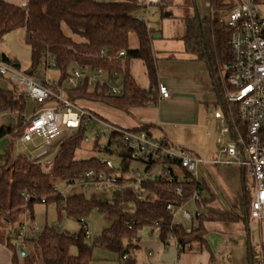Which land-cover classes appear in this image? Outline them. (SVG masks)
<instances>
[{
  "label": "trees",
  "instance_id": "1",
  "mask_svg": "<svg viewBox=\"0 0 264 264\" xmlns=\"http://www.w3.org/2000/svg\"><path fill=\"white\" fill-rule=\"evenodd\" d=\"M255 1L258 4L262 3V0ZM228 7V0H211L213 12L210 17L186 18L188 30L184 39L189 50L197 52L208 62L212 77L217 82L218 96L227 121L231 126H237L245 131V126L239 120L237 105L227 99V91L232 87L226 77L224 65L230 60L231 54L229 47L224 51L221 49L222 23L219 19L221 12ZM142 8L138 0H27L25 7L0 0V43L10 32L25 29V40L32 53V66L29 71L33 73L37 70L46 54H50L55 57L61 73L59 84L67 80L70 68L76 65L103 68L123 75V94H110L106 88L93 87L85 82L77 88L67 90L66 94L73 101L77 99L100 101L127 112L136 106L157 105L159 102L157 60L153 53L147 23L138 19V12ZM162 14L164 18L171 16L164 7ZM64 25L80 39L76 40L69 36L64 31ZM131 32L138 36L137 48L129 46ZM121 50L125 51V56L123 59H117ZM4 59L21 69L19 62L5 55ZM132 59L143 61L150 80L149 88H143L131 74ZM12 84V88L0 87V112L17 111L18 122L15 125H2L0 140L7 136L21 135L25 126L26 119L22 118L29 99L19 92L14 83ZM86 130L87 126L82 125L60 144L51 171L43 170L40 162L29 159L27 155H16L12 148L0 155V244L6 245L12 252V264H38L39 259L44 264H90L94 244L118 252L123 264H138L131 253L140 249V241L146 234L157 233L164 244L170 243V234L176 236L182 244L179 253H183L202 248L207 231L206 222L239 219L235 212L213 208L211 203L214 201V195L209 191L206 182L195 178L186 170L182 177L180 176L183 182L179 179L172 182L152 180L145 181L141 190L137 187L115 188L114 204L101 199H89L84 193L62 196L56 189V184L62 181H77L88 170L113 172L123 185L127 182L122 174L132 161H136L132 158V150L121 142L116 132L112 131L104 151L119 155L122 158L120 167L109 169L95 157L76 159L77 151L87 139ZM134 130H143L152 135L148 125ZM112 144L117 145L116 152L111 150ZM162 164L170 162L165 161ZM196 191L200 196L196 206L201 210V214L196 218L192 232H187L188 226L176 223L168 205H186L191 202ZM24 193L32 195L28 201L31 208L34 203L53 202L61 213L77 218L82 224L81 230L78 233L58 232L55 228L46 226L37 238H28V247L32 250L24 249L25 255H22L14 244L16 230L6 232L4 226L21 225ZM250 201L247 192L248 212ZM127 202L134 203V211L123 209L122 204ZM93 209L112 212L117 218L110 227L104 229L93 244H90L85 241L87 222L81 219L86 220L85 217ZM189 244L192 245L191 248H187ZM71 246L77 247L76 255L70 252Z\"/></svg>",
  "mask_w": 264,
  "mask_h": 264
},
{
  "label": "built area",
  "instance_id": "2",
  "mask_svg": "<svg viewBox=\"0 0 264 264\" xmlns=\"http://www.w3.org/2000/svg\"><path fill=\"white\" fill-rule=\"evenodd\" d=\"M161 2L162 0H138V4L145 9L159 5ZM228 2L229 7L221 12L219 19L223 26L229 25L226 26L229 29L227 45L231 58L225 65V74L232 88L227 91V99L237 105L239 120L245 126V131L237 126H231L223 112H216V118L222 122V135L218 138V152L215 157L204 159L167 138L160 139L143 130L118 126L64 96L65 90L77 88L85 82L93 87L106 88L110 94L121 95L124 88L110 84V80L119 75L117 71L109 72L103 68L76 65L66 80L68 88H64V84H59L56 80L41 78L37 70L32 73L16 68L5 61L4 54L0 51V76L8 77L26 98L33 100L38 106L32 116L25 120L24 130L17 139L26 146L34 144L40 138L45 140L47 147L39 148L34 159L31 160L48 163V156L53 153L56 155L60 144L67 137L82 125L88 126L94 120L116 132L121 142L132 150V158L144 164V169L123 173L122 177L126 179L127 186L120 184L113 172L88 170L79 180L68 182L69 188L78 183L81 186L97 184L114 188L137 187L141 190L145 181L172 182L179 179L183 182L175 167L188 171L198 179V169L202 164L237 165L246 169L253 181L250 217L264 221V13L259 11V4L255 0H228ZM21 6H27V2ZM138 19L146 23V16H138ZM124 56L125 51L121 50L116 58L123 59ZM42 64L47 68H57L56 59L50 54H46ZM159 94L160 99L170 97V91L163 83L159 84ZM226 133L232 135L234 142L228 143L225 140ZM53 135H57L56 140L53 139ZM99 135L100 133L97 134ZM111 150L116 152L117 145L112 144ZM165 161L170 164H162ZM101 163L109 169L115 168L109 159L102 160ZM60 194L64 196L63 193ZM24 197V218L16 230L14 240L19 253L21 249L26 248L28 238H37L40 233L38 225L31 220L32 209L28 201L32 195L24 193ZM199 199V193L196 191L191 202ZM188 204L168 205V209L174 214V218L179 211H183V217L190 222L187 232H192L201 210L197 208L192 214L185 210ZM81 220L85 222L84 219ZM176 223L179 224L177 221ZM85 228L86 236L90 238L91 232L87 224ZM169 240L178 251L182 248L176 236L170 234ZM191 246L189 244L187 248Z\"/></svg>",
  "mask_w": 264,
  "mask_h": 264
},
{
  "label": "crops",
  "instance_id": "3",
  "mask_svg": "<svg viewBox=\"0 0 264 264\" xmlns=\"http://www.w3.org/2000/svg\"><path fill=\"white\" fill-rule=\"evenodd\" d=\"M8 1L18 5L27 2V0ZM174 2L175 0H162L159 5L141 9L143 16H146V23L153 7L160 12L162 19L172 20L171 24H163L161 29L155 31L157 35L154 38L157 41L152 42L153 53L157 60L158 84L163 83L168 87L170 97L160 99L158 92L159 102L157 105L136 106L130 108L128 112L107 105L110 107L108 113L111 119L104 118L96 109L85 103V101L90 102L91 100L77 99L76 102L105 120L124 128L136 129L148 125L149 131L154 137L167 138L174 144L194 153H196L194 150L203 151V154L208 155L206 159H212L218 152L217 148L213 146L214 139L217 141L214 129H219V125H222L215 113L219 111V106L225 116L223 104L218 96L217 82L212 77L208 62L197 52L189 50L184 39L188 30L186 18L199 16L201 19H205L210 17L213 12L211 0H189L187 5L192 8V12L189 14L182 10L175 13L172 10ZM162 7L171 13L170 17L162 16ZM176 20H178V24H174ZM24 31L26 36V30ZM220 33L221 49L224 51L228 47L229 29L222 25ZM3 54L10 58L8 54ZM13 61L18 62L17 60ZM130 72L138 82L133 64L130 65ZM139 84L141 85V83ZM212 105L215 107L214 114L211 110ZM210 154L213 155L209 156ZM210 166H214L215 174L221 180L218 184L219 188L221 186V195L219 194L211 206L223 211L235 212L239 215V219L206 222L207 231L204 245L201 249L189 252L179 253L173 243H162L157 233L144 235L140 241V248L149 249L148 255L151 264H262L264 260V221L250 217L246 204L248 191L244 187L243 195L241 194L242 187L237 176L240 171L244 173L247 170L237 165L225 167L226 165L202 164L198 169L199 180L206 182L200 177V169L203 167L208 171ZM224 176L228 179H225ZM240 198L244 200L243 203ZM250 198L252 197L250 196ZM189 225L188 221L186 226ZM27 248L28 243L25 249ZM0 264H12V252L4 244H0Z\"/></svg>",
  "mask_w": 264,
  "mask_h": 264
},
{
  "label": "rangeland",
  "instance_id": "4",
  "mask_svg": "<svg viewBox=\"0 0 264 264\" xmlns=\"http://www.w3.org/2000/svg\"><path fill=\"white\" fill-rule=\"evenodd\" d=\"M188 1L189 0H175L172 10L175 13L181 10L187 14L191 13L192 8L189 5H187ZM167 9L169 8L167 7ZM258 9L260 12L264 13V0H262V3H259ZM145 14H146V10H145ZM138 15L143 16V11L141 9L139 10ZM169 20L170 19L168 20L162 19L160 16V12L156 8L153 7V9H151V13H149V18L147 19V26L151 34V44L152 42L157 41V39L154 38V36L157 35L155 31L161 29L163 24L166 25L171 24L170 22H172V20L171 21ZM175 23L178 24V20L174 21V24ZM226 26L228 27L229 25L227 24ZM24 30L25 29H18L7 34L4 40L0 43V51L2 53L8 54L10 58H12L13 60H17L21 64V69L23 71L28 72L32 66V53H31V47L27 44L25 40ZM64 31L74 39L76 40L80 39V37L75 35L66 25H64ZM129 46L130 48H137L139 46L138 36L135 32H131L129 34ZM153 48L154 45L152 44V49ZM158 58L160 59L159 56ZM42 62L37 67L38 75L43 79L47 77L51 81L53 80L59 81L61 76L59 69L54 67L47 68L45 65L42 64ZM131 64H133L134 73L135 76L137 77L138 82L141 83V85H143L142 87L144 88L149 87V80L146 75V69H145V65L143 64V61L140 59H132L130 65ZM72 69L73 67L70 68L69 73L72 72ZM63 84H64L63 85L64 88H68L66 81H64ZM110 84L112 86L123 87V75L119 74L118 76L111 79ZM0 87L4 89L12 88L13 84L12 82L9 81L8 77L0 76ZM67 90H65L64 96L68 97V95L66 94ZM19 92L21 93L20 90ZM85 103L90 107L96 109V111H98L102 116H104V118L106 119L109 118L110 115L108 113L109 112L108 109L110 107L107 106L108 104L100 101H90V102L85 101ZM37 107H38L37 104L33 100L29 99L27 101V106L23 116L24 118H22V120L30 118L35 108ZM211 110H212V114H214L215 107L213 105L211 106ZM218 110L222 112L219 106H218ZM17 122H18L17 111L13 113L0 112V127L2 125H10V124L15 125L17 124ZM221 129H222L221 124L219 125V129L218 128L216 130L214 129L215 131L214 136L215 138H217V141L216 139H214L215 143L213 146L215 148H218V138L219 136L222 135ZM98 133H100L99 136H97ZM110 134H111V128H108L98 123L97 121L92 120L90 124L87 126V130L85 133L87 139L84 140L82 147L77 151L76 159H89L94 157L99 158L101 161L109 159L112 161L114 167L116 168L120 167L122 163V158L119 155H115L107 151H104V148L109 141ZM19 136L20 135H16L12 137L7 136L0 140V155L4 154L8 149L12 148L13 152L16 155L24 154L27 155L29 159H34L35 153L39 148L44 146L47 147L46 142L43 138L37 139L34 144L26 146L25 144L17 140ZM56 138L57 135H53V139L56 140ZM224 138L228 143L234 142V139L230 133H226ZM194 151L200 157L204 159L208 158V155L202 153L203 151H197V150ZM211 155L213 154H210L209 156ZM54 156H55L54 153L48 156V163L40 160L43 170L51 171L53 169ZM218 166H224V165H218ZM225 167H229V166L226 165ZM137 169L143 171L144 164L139 161H132L129 168L126 169L125 173H132L134 170ZM175 171L178 173V175H183L184 173V169L180 167H175ZM237 176L240 179V184L242 187L241 194L243 195V190L245 187L249 195L252 197L253 184H252V179L249 177L248 171L244 173L240 171ZM200 177L201 179L203 178L206 180L209 191L214 195V200L217 199L219 194L221 195V186L220 188L218 186L221 180H219L217 174H215L214 166L208 167V171L205 168L201 167ZM224 178L228 179V177L225 176ZM127 185L128 183H125L123 186H127ZM56 189L60 193H63L64 196H68L73 193H84L85 196L89 199L96 198L107 201L108 203L114 202L113 201V192L115 189L114 187H102L97 184L90 186H81L78 185V183H76V185L69 188L68 182L62 181L56 184ZM241 202L243 203L244 200L242 199ZM122 207L124 210L130 212L134 211L135 209L134 203L132 202L124 203L122 204ZM31 209H32L31 220L38 225L40 231H42L46 226L53 227L58 232L69 231L70 233H78L81 230L82 224L80 223V221L75 217L68 216L64 212L61 213L58 206L53 202L34 203ZM196 209H197L196 202H190L187 206H185V210L191 212L192 214H194ZM20 218L21 221L23 222L24 208ZM116 218H117L116 214L112 212H102L99 209H93L91 213L85 217L86 219L85 221L87 222V225L91 232V237L90 238L86 237L85 241L90 244H93L94 241L101 236L104 229L110 227L113 224ZM175 220L178 223H182L184 225L188 224V221L183 217V211H179L177 213ZM15 227H17V225H15ZM15 227L4 226V230L6 232H8L11 229L15 231L14 229ZM27 249L30 251L32 250L31 247H28ZM148 251L149 249L142 247L139 250L133 251L131 253V256L136 259L138 264H151ZM70 252L76 255L78 253L77 247L71 246ZM38 264H44V263L39 259ZM90 264H123V261L122 259H120V255L118 252L111 250L105 246L94 244L92 260Z\"/></svg>",
  "mask_w": 264,
  "mask_h": 264
},
{
  "label": "water",
  "instance_id": "5",
  "mask_svg": "<svg viewBox=\"0 0 264 264\" xmlns=\"http://www.w3.org/2000/svg\"><path fill=\"white\" fill-rule=\"evenodd\" d=\"M21 253H22V255H25V250L21 249Z\"/></svg>",
  "mask_w": 264,
  "mask_h": 264
}]
</instances>
